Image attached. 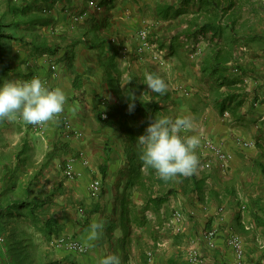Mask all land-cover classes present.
<instances>
[{"label":"crops","instance_id":"obj_1","mask_svg":"<svg viewBox=\"0 0 264 264\" xmlns=\"http://www.w3.org/2000/svg\"><path fill=\"white\" fill-rule=\"evenodd\" d=\"M131 1L122 5L115 3L110 10L119 30L132 36L142 28L153 27L158 30L156 32L160 42H166L165 45L173 42L174 37L171 35L176 30L188 28L193 18L198 19V25L201 24L207 14L205 11L197 12L191 4L189 8H181L189 9L188 13H182L176 19L164 20L157 16L160 0ZM230 1L234 5L220 12L221 24L232 26L220 36L224 42L223 50L232 52L226 66L230 68L239 50L243 49L244 52L238 61L242 73L229 77L234 81L233 87L228 89L224 86L222 94L237 95L232 103V107L237 106V109L231 117L228 110L221 114L217 105L214 107L209 104L208 114L202 120L204 128L193 127V131L214 138L232 158L229 168L223 170V176L211 171V176L206 174L200 178L197 173H192L197 180L205 177V184L202 193L193 190L192 185L186 186V198L201 210H196V217L192 218V223L187 224L185 243L178 242L180 236L171 237V232L164 233L156 229L172 217L170 209L175 205L178 207L174 197L176 191L167 196L169 199L166 203L153 206L148 205L147 199L149 196H161L160 192L156 194V184L147 183L148 187L151 185L148 189L132 184L137 162L131 161L125 153L129 134L118 121L116 109L120 103L117 87L109 84L107 73L116 78L113 65L106 71L99 56L100 49L90 50L84 48L82 43L75 49L72 68L62 59L63 54L58 63L52 62L55 69L46 60L41 61L39 73L47 83L46 86L60 87L67 96L63 111L66 121L62 117L46 122L39 135L40 139L62 143L61 146L57 145L58 152L62 153L61 165L50 168L55 179L64 176V199L61 198V201L72 209L79 203L76 200L80 197L91 208L89 226L93 221L103 223L94 247L87 248L86 253L82 254L85 257L82 263L98 264L102 256L116 253L120 256L121 264H238L233 250L228 246L227 233L239 232L246 249L244 264H264V244L259 241L260 238L264 240V171L260 167H264V121L260 120L264 115V0H221V8H225ZM108 11L105 8L106 14H109ZM77 78L81 80L80 87H75L74 81ZM121 86L123 88L125 84ZM73 108L76 109L75 113ZM105 111L108 115L109 111L114 114L108 126H103L98 117ZM183 111L186 112L184 115H189L187 109ZM68 124L69 128L66 127ZM237 139L254 145L244 147L236 142ZM84 159L89 160V166L84 164ZM68 165L73 168L74 177L67 174ZM93 175L102 180V189L97 197L89 192ZM152 192L154 195H151ZM241 194L248 201L250 221L253 224L250 230H246L239 215L238 197ZM219 207L225 208V214L218 212ZM71 218L74 216L71 215ZM209 229L218 230L214 249L206 245L204 234ZM87 234L82 232L76 239L83 244ZM161 242L164 245L158 247ZM192 250L199 255V262L189 260V252Z\"/></svg>","mask_w":264,"mask_h":264},{"label":"rangeland","instance_id":"obj_2","mask_svg":"<svg viewBox=\"0 0 264 264\" xmlns=\"http://www.w3.org/2000/svg\"><path fill=\"white\" fill-rule=\"evenodd\" d=\"M172 1L168 0V2ZM14 2L21 4V0H14ZM126 2L132 1L114 0V4L122 5ZM96 5H99L98 0L56 1L50 12L53 18V22L50 25L32 32L25 29V27L19 31L8 30L7 34L22 38V41L7 40L5 42V58L8 60L7 64L11 65V73L0 75V83L12 79H30L34 76L41 78L39 73L41 61L46 60L50 67L54 64L52 62L58 63V59L64 54V49H60L53 56L50 54L36 55L29 45L35 35L36 42L46 41L50 46L74 41L82 43L84 48H87L86 44L90 41L84 33L87 30L85 22L91 15H95L103 19L99 38L105 37V39L110 41L111 46H109L112 47V49L106 50V54L101 55L102 60L109 56L113 57L114 66L116 67L115 76L120 71L122 83L126 84L128 76L144 77L154 69L155 74L162 77L167 83V90L162 94L163 99H160L161 96L155 97V93L147 85L141 90V98L150 103L160 101L159 104L162 109L159 117L169 116L175 119L184 116L186 112L183 110L187 109L189 115H192L194 128H204L202 120L208 114V105L216 106V102L213 100L216 90L206 80L208 76L203 73L202 66L207 55L222 48L224 42L218 38L223 43V45L219 46L210 34H204V40L201 39V42H210V44H203L201 55L194 60L190 57L191 51L186 48V41L183 37H187L189 39L188 42H200L199 35L202 33L191 36V33H184L186 29L176 30L171 36L174 37L179 32L181 35L177 38L178 44L172 51L170 49L171 43L165 45L166 42H160V37L158 32H156L158 30L153 27L142 28L150 33V45L157 43L159 49L164 51L163 60L158 63L155 57L158 56L159 51L152 48L139 51L140 42L137 39V34L140 30L133 33L132 36H127L123 31L119 30L115 16L111 15L110 12L115 5L112 7L101 6V12L96 11ZM105 8L109 10V14L105 13ZM152 17L154 21V16ZM77 18H80L79 21H76ZM4 20L6 24H10L12 17L7 15ZM64 38L65 40H63ZM15 56H17L16 60H14ZM29 67L32 69L30 72L27 71ZM115 67L112 69H115ZM230 68V77L233 78V75L236 74L233 66L230 65ZM226 87L228 88V86ZM232 94L236 98L237 95ZM170 106H174V108L172 109ZM228 113L232 117V111L228 110ZM40 133L35 130L33 125L25 124L19 118L14 121L0 120V193L4 190L8 192L9 198H12V196L13 198H25V190L30 187L29 182L34 181V185L31 187L34 189V196H37L39 202L44 203L42 207L36 209V213L32 218L27 220L19 218L14 221V224L6 223L3 228L0 226V264H12L13 259L18 261V264H86L85 262L82 263L85 258L82 254L69 253L66 247L59 244L58 241L60 238H66V236L72 235L73 238H76L82 232L88 233L90 229L89 227H84L83 222L91 209L90 205L84 203V200L79 197L76 200L79 203L69 209L61 201V198L64 199V187L62 186L64 176L55 179L50 168L57 164L61 165L60 157L62 153L57 152L56 148L57 145L61 146L62 143L58 144L55 140L40 139ZM181 135H199L200 138L213 141L223 149L222 145L214 138L195 133L193 128L183 130ZM195 151L199 163L194 172L200 178L207 176L206 174L211 176L209 173L211 171L223 176V170L228 169L230 166L231 159L227 164L219 163L217 167H207L203 165L207 160V151L200 148H196ZM215 168L219 170L215 171ZM141 169L144 170L145 175H148L145 166ZM7 170L10 173L9 178L4 176ZM56 170L58 171V169ZM37 174H40V176L37 180H34ZM92 177L95 178V175ZM187 177L179 175L169 180H163L156 174L152 180L156 184V194L160 192L161 196H168L169 194L173 195L176 191L177 194H174V197L177 199L178 207L175 205L170 210H172V216L178 211L183 214L186 220L184 224L185 232L187 224L192 223V218L196 217V210H201L200 207L190 203L189 198H186ZM171 186H173V189L170 190H173V193L168 190ZM147 194L148 192H146ZM151 195H154V193L152 192ZM241 196L245 197L243 194ZM184 198L185 200H183ZM67 201L70 202V199ZM75 208H78V210H73ZM220 210L221 207L218 208V212L225 214L224 207L222 211ZM71 215L74 218H71ZM50 218L59 220V227L57 226L55 229L59 230L60 228V231L54 235L44 226V223ZM5 220V217H3L0 221L3 222ZM69 232L72 234H68ZM185 232L182 234L171 232L170 236H180L178 242L185 243ZM236 233L240 234L239 232ZM259 241L264 244L263 239L260 238Z\"/></svg>","mask_w":264,"mask_h":264},{"label":"trees","instance_id":"obj_3","mask_svg":"<svg viewBox=\"0 0 264 264\" xmlns=\"http://www.w3.org/2000/svg\"><path fill=\"white\" fill-rule=\"evenodd\" d=\"M56 1L63 0H21V4H17L16 2H14V0H0V75H8L9 73H11V65L7 64L8 60L5 58V42L7 40L22 41V38H17L12 34H7V31H19L24 29L25 27V29H28L30 30V32H32L38 31V29L50 25L53 22V18L50 15V12ZM176 1L177 2H175V0H173L172 2H168V0H160V3L157 5V16L164 20L176 19V17H179L182 13H188L189 9L182 10L181 8H189L191 4L196 7L197 12H207L204 22L198 25V19L193 18L184 33H191V36L197 35L198 33L210 34L212 39H215L221 38L226 30L232 28L230 24L227 23L226 25H222L220 22V12L224 11V9L227 10L229 7H232L234 5L232 1L226 3L225 8H221V6H223L221 5V0ZM98 3L100 6H114V0H98ZM177 5H180V7L177 8ZM7 15L12 17V21L10 24H6L4 22V19ZM101 19V17L91 15L90 18L87 19L85 22L87 30H85L84 33L90 41L86 44L87 48L90 50L100 49L99 56L101 59V63L103 64V68L108 71V69L111 67V64L113 65V68L115 67V64L113 62V57L110 56L102 60L101 55L106 54V50H110L112 49V47H110V41L105 39V37L99 38V32L101 31L103 23V19ZM195 26V29H191V27ZM179 33L174 36L173 42H171L170 44V49L172 51L178 44L177 38H179V36L181 35ZM35 38L36 35L33 37L32 42H29V45L34 54H50L53 56L56 55L60 49H64V54L61 57H63L62 59L65 60V62L69 65V68H72L73 61L76 56L75 49L80 44V42L72 41L66 42V44L65 42H62L61 44H56V46H50L49 43L46 41L36 42ZM63 40H65V38ZM231 57L232 52L230 50H223V48H219L213 53L207 55V58L204 60V64L202 66L203 73L208 76L206 80L211 85V87L216 90L215 101L216 105L219 107L220 113H223L226 110H231L234 113L237 109V106L232 107V103H234L233 101L235 100L234 95L232 93H228L227 95H223L221 93V88H223L224 86H228L230 88L231 86L233 87L234 84L233 79L229 78L230 68L226 66V63L230 60ZM16 58L17 56L14 57V60H16ZM235 66H237L239 70H241L238 61H235ZM31 70L32 69L30 67L27 69V71L29 72ZM115 70L116 67L114 71ZM107 73L109 84L112 87H117V98L120 103V105L116 109V113L117 115H119L118 121L120 123L121 128L127 129V133L129 134V144L125 148V153L127 157L131 159V161L137 162V167L135 170L134 180L132 181V184L135 183L140 185L144 189H148L151 185L148 187L147 183H152V180L155 178V175L157 173L154 168L150 166H145L143 161L140 159L142 146L138 143V137L145 133V130L148 125L153 122L155 118L159 117V113L162 109L159 104L160 101L150 103L141 98V90L142 88H144L145 85H147L146 76L137 77L130 75L128 76V82L122 88L121 72L118 71L115 76L116 78H112L111 73ZM151 73L155 74L156 72L154 69H152ZM74 84L75 87H80V78L75 79ZM154 96H161L160 99H163L162 94L160 93H155ZM98 117L103 126H108L112 123L114 114L112 113V111H109L107 119H103L101 114H99ZM144 166L147 168L148 175H142L141 168ZM260 167L264 171L263 165H261ZM101 170L104 174L105 170L103 167L101 168ZM4 176L5 178H9L10 173L8 172V170L6 171ZM39 176L40 174H37L34 180H37ZM29 184L30 187L26 188L25 190V198H13V196L12 198H9L10 196H8V192L4 190L0 193V220L3 217H5L6 219L3 222L0 221V226L2 228L5 227L6 223L14 224V221L19 218H23L25 220L32 218L36 213V209L44 205V203L39 202L37 196H34V189L31 188L34 185V181L29 182ZM187 184L190 186L192 185L193 190H197L198 193H202V188L205 184V177L201 180H197L196 175L192 174L188 178ZM172 191L173 190H171L170 192L173 193ZM167 199V196H158L156 198L149 196L147 203L148 205L152 204L153 206H161L162 204L167 202ZM260 200L258 202H260ZM90 214L91 212L89 211L88 216L84 218V227L89 226L87 221L89 220ZM44 226L48 228L49 232L52 235L60 231V228L59 230H57V228L55 229V227H59V220L57 218L48 219L44 223ZM16 263L18 264V261L13 259L12 264Z\"/></svg>","mask_w":264,"mask_h":264},{"label":"clouds","instance_id":"obj_4","mask_svg":"<svg viewBox=\"0 0 264 264\" xmlns=\"http://www.w3.org/2000/svg\"><path fill=\"white\" fill-rule=\"evenodd\" d=\"M146 81L154 93L163 94L167 90V83L159 75L149 73ZM66 103L67 96L62 88H50L38 76L0 83V120L14 121L19 118L25 124L43 125L61 114ZM72 111L75 113L76 109ZM193 127V119L189 115L175 119L169 116L155 118L145 133L138 137L142 146L140 159L144 165L154 168L163 180L191 175L199 163L195 149L200 145L201 138L181 133ZM102 228L100 221L90 224L81 251L94 247ZM98 264H121V259L118 254L110 253L102 256Z\"/></svg>","mask_w":264,"mask_h":264},{"label":"built area","instance_id":"obj_5","mask_svg":"<svg viewBox=\"0 0 264 264\" xmlns=\"http://www.w3.org/2000/svg\"><path fill=\"white\" fill-rule=\"evenodd\" d=\"M96 11L101 12L102 7L100 5H96ZM79 19L80 18H77L76 21H79ZM149 35H150L149 31H146V29H142L138 32L137 39L140 42L139 51H143L146 48H150V49L152 48V49L159 51V54L158 56L155 57V59H157L158 63H161L163 60L164 51L163 49H159V46L157 45V43L150 45ZM203 36L204 34L199 35L200 42H188L189 39L187 37H183V39L186 41L185 42L186 48H188L191 51L190 57L194 60H196L201 55L203 51L202 45L210 44V42H201L202 40H204ZM215 43H217L219 46L223 45L221 40H219L218 38H215ZM242 52H244L243 49L239 50V52L234 55V60L231 62V66H233V70L235 74L242 73L241 70H239V68L235 66V61H240V58H242L243 56ZM55 68L56 66L53 65V69ZM247 81L248 80H246V82ZM44 83L46 85V82ZM102 103L103 105H105V102H102ZM62 117L65 120L63 112L59 114L56 118L59 119ZM102 118L103 119L108 118L107 111L102 113ZM260 120L264 121V115L261 116ZM33 126L37 132H42L44 124L43 125H33ZM66 127L69 128V124L66 125ZM236 142L238 144L243 145L244 147H252L254 145V143L252 142H246L240 139H237ZM197 148L207 151L206 153L207 160L205 161L203 165L210 167V168L217 167L219 163L227 164L229 160L232 158L231 154L225 152L221 147L216 145L213 141H210L205 138H201V143ZM83 162L86 166L90 165V162L88 159H84ZM66 172L70 177H74L75 175V172L73 171V168L70 165L67 166ZM101 189H102V180L99 178H93L89 186L90 194L93 197H97L99 193L101 192ZM238 198H239L238 200H240L239 215L241 217V222L246 228V230H250L253 224L250 221L251 219L249 216L250 213H249V205H248L247 198L243 196H240ZM220 211H222V208ZM185 221L186 220L183 217V214L178 211V212H175L168 221L162 224H159L156 227V229L164 233L173 232L175 234L177 233L182 234L185 232V229H184ZM227 235H228L227 236L228 246L233 250L237 263L244 264L245 258H246V249L243 243L242 236L236 232H229ZM204 236H205L207 247L214 249L216 247V238L218 236L217 230L215 229L207 230L205 231ZM58 243L61 244L62 246L64 245L70 253L79 255V254H85L87 251V248L81 251V246L83 244L78 239L73 238L72 236H66V238H60ZM163 245L164 243L161 242L158 244V247L160 246L162 247ZM189 260L193 263L199 262V255L197 254V252L193 250L190 251Z\"/></svg>","mask_w":264,"mask_h":264}]
</instances>
